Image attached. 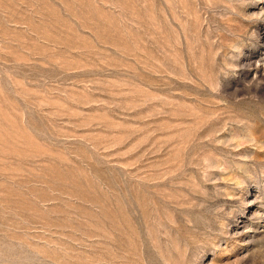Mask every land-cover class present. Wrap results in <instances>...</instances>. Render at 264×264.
Listing matches in <instances>:
<instances>
[{"label":"rangeland","instance_id":"rangeland-1","mask_svg":"<svg viewBox=\"0 0 264 264\" xmlns=\"http://www.w3.org/2000/svg\"><path fill=\"white\" fill-rule=\"evenodd\" d=\"M0 264H264V0H0Z\"/></svg>","mask_w":264,"mask_h":264}]
</instances>
